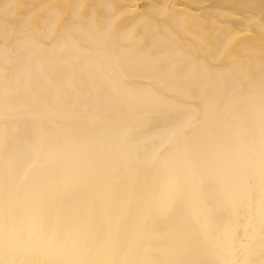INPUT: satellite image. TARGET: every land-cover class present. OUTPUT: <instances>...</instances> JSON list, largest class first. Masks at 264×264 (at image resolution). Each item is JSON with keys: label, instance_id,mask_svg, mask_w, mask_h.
<instances>
[{"label": "bare ground", "instance_id": "1", "mask_svg": "<svg viewBox=\"0 0 264 264\" xmlns=\"http://www.w3.org/2000/svg\"><path fill=\"white\" fill-rule=\"evenodd\" d=\"M0 264H264V0H0Z\"/></svg>", "mask_w": 264, "mask_h": 264}]
</instances>
